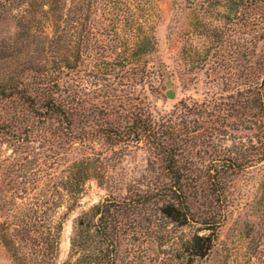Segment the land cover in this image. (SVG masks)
<instances>
[{
	"label": "trees",
	"instance_id": "16d2710c",
	"mask_svg": "<svg viewBox=\"0 0 264 264\" xmlns=\"http://www.w3.org/2000/svg\"><path fill=\"white\" fill-rule=\"evenodd\" d=\"M102 1L0 0V25L11 26L10 32L0 30V245L7 264H119L125 204L110 196L119 189L112 181L115 171L95 143L115 152L145 150L157 177L139 193L145 195L140 200L158 201V212L170 223L196 226L183 243L185 264L207 258L213 249L215 229L229 205L224 180L257 163L264 168V0H205L220 17L201 24L203 50L212 41L213 60L233 53L239 63L248 47V69L227 73L215 84L212 104L183 98L160 109L148 97L158 94L159 80L149 65L155 42L148 22L113 20V32L121 24L133 31L104 43L91 18ZM243 33L248 43L240 42ZM116 43L120 52L114 53ZM242 117L251 132L247 145L214 153L206 164L194 159L199 152L193 148L204 134L223 136L229 119ZM31 134L70 148L83 145L84 152L59 176L51 174V163L29 158L39 155L26 144L34 142ZM86 180L109 193L76 219L67 257L57 263L63 223Z\"/></svg>",
	"mask_w": 264,
	"mask_h": 264
},
{
	"label": "rangeland",
	"instance_id": "374dc122",
	"mask_svg": "<svg viewBox=\"0 0 264 264\" xmlns=\"http://www.w3.org/2000/svg\"><path fill=\"white\" fill-rule=\"evenodd\" d=\"M121 1L123 0H103L100 5L97 2L95 9H98L91 17L95 20V24L91 22L93 31L97 27L98 31L102 32L104 43L107 41L113 44V40L118 42V36L121 37L133 31L127 30L128 27H123L121 24L115 26L114 33L111 26L113 20L117 22L116 20L126 16L134 20L144 18L148 22L149 28L146 24V29L152 34L155 42V51L149 56V65L152 71L156 70L159 75L155 86L158 94L149 93L148 97L156 108H170L174 102L183 98L212 104L210 101L215 98L211 93L215 84L227 77V73L231 75L237 69L242 72L248 69L250 64L248 47L243 48L242 54L245 53L246 57H241L239 63L236 62L233 53L228 59L224 57V61L218 62L215 57L213 60L212 41L208 43L211 49L203 50L201 24L212 22L220 17L218 9L205 0H129L128 8ZM134 20L131 24L135 26L138 20L135 22ZM0 30L10 32L11 26L10 24L0 25ZM1 35L4 34L1 32ZM239 36L240 42L248 43V34L243 33ZM109 39H111L110 42ZM6 44L9 45L10 42ZM118 45L116 43L112 52H120V45ZM260 50L256 52V55L261 53ZM165 72L175 93L173 99H167L164 96L165 86L162 74ZM232 121L234 123L229 119L230 126L226 128L227 131L223 136L208 138L204 134L201 145L196 144L193 148H197L199 152L198 157H194L196 161L206 164L210 155L214 153H226L224 151L227 148L234 150V146L248 144L251 132L244 125L243 117L234 118ZM235 128L238 131H234ZM37 136L40 137V135H29L34 142H26V144L32 146V152H38L39 155L29 153V158H38V161L51 163L49 169L51 174L59 176L61 168L71 161L77 162L76 160L84 152L83 145L73 144L70 148L66 145L62 146L61 142H54L55 139L52 140V138H48V143L44 142L47 138L39 141ZM93 148L95 151H102L103 155L99 157L104 158V161L109 163L111 160L109 164L115 172L113 174L110 172L109 175L112 174V181L116 182V187L119 189L110 196H115L125 204V213L119 215V264H185L183 243L190 233L197 231L196 226H179L176 223H170L158 212V201L151 198L148 202L143 200V203L140 200L145 199V195L141 198L139 193L146 189L153 177H157L149 170L151 165L146 160L145 150L129 147L115 152L113 150L116 148L103 149L104 147L99 143H95ZM58 152L59 157L54 159L50 157L51 153ZM4 154H8V151ZM105 156H111V159ZM40 168L45 170L46 166ZM30 175V172L26 173V176ZM105 178L106 175L102 179ZM224 182L229 205L222 211L223 216L215 229L213 249L207 258L201 261L196 260L193 264H264V168L261 163H257ZM108 193L105 186L99 187L94 180H86L82 184L77 204L62 226L57 263L67 257L69 238L74 230L76 219ZM0 203H2L1 199ZM0 209H2L0 215H3V206ZM201 209L203 208L200 207L199 210ZM201 231L199 230L198 233H202ZM0 264H7L5 251L1 245Z\"/></svg>",
	"mask_w": 264,
	"mask_h": 264
},
{
	"label": "water",
	"instance_id": "95a60500",
	"mask_svg": "<svg viewBox=\"0 0 264 264\" xmlns=\"http://www.w3.org/2000/svg\"><path fill=\"white\" fill-rule=\"evenodd\" d=\"M162 78H163V83H164V86H165L164 96L167 99H173L174 96H175V93H174V91L171 88V82H170L166 72L164 74H162Z\"/></svg>",
	"mask_w": 264,
	"mask_h": 264
}]
</instances>
